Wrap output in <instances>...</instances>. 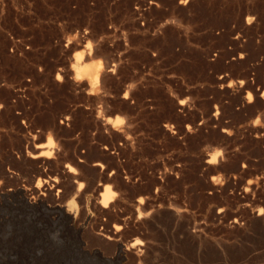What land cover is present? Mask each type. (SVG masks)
Returning <instances> with one entry per match:
<instances>
[{
  "label": "rangeland",
  "instance_id": "rangeland-1",
  "mask_svg": "<svg viewBox=\"0 0 264 264\" xmlns=\"http://www.w3.org/2000/svg\"><path fill=\"white\" fill-rule=\"evenodd\" d=\"M0 264H264V0H0Z\"/></svg>",
  "mask_w": 264,
  "mask_h": 264
},
{
  "label": "bare ground",
  "instance_id": "bare-ground-1",
  "mask_svg": "<svg viewBox=\"0 0 264 264\" xmlns=\"http://www.w3.org/2000/svg\"><path fill=\"white\" fill-rule=\"evenodd\" d=\"M83 52L84 51L78 50L73 55V62L71 65V71H72V77H73L72 79H74L75 81H84V80L87 81L88 82L87 85L90 88L89 90L92 91L97 86V83L100 79L99 77H100V73H101V68L103 67L102 63H101L102 61L100 60L101 61L100 62L99 60L91 59L90 58L91 54H89V53H87L88 54L87 57H84ZM90 53H91V49H90ZM106 119H107V123H111L114 121V119L112 120L110 117H109V119L108 118H106ZM49 140H51V139H48L46 141L45 145H40V146L38 145L36 147V149H39V150L42 149V150L39 152H36L35 155L32 156L33 158H49L50 157L52 141H51V143H49ZM212 158H211V162H213ZM68 171L72 172L73 169L70 167L68 169ZM74 172H75V170H74ZM111 192L112 191H110L109 187H105L104 191L101 194V203L100 204L102 205V207L105 208L107 206V204L109 202H111L110 201V198H112Z\"/></svg>",
  "mask_w": 264,
  "mask_h": 264
},
{
  "label": "water",
  "instance_id": "water-1",
  "mask_svg": "<svg viewBox=\"0 0 264 264\" xmlns=\"http://www.w3.org/2000/svg\"><path fill=\"white\" fill-rule=\"evenodd\" d=\"M71 228V227H70ZM72 229V228H71ZM75 233H79V230H74ZM122 252V246H119V251L118 254L119 256L117 257L118 262H120L122 260V258L120 257V253Z\"/></svg>",
  "mask_w": 264,
  "mask_h": 264
},
{
  "label": "built area",
  "instance_id": "built-area-1",
  "mask_svg": "<svg viewBox=\"0 0 264 264\" xmlns=\"http://www.w3.org/2000/svg\"><path fill=\"white\" fill-rule=\"evenodd\" d=\"M150 4H152V2H149ZM136 10H138V8H136ZM143 26V24H142ZM88 32L87 31H83V33L81 34V38H84L85 36H87Z\"/></svg>",
  "mask_w": 264,
  "mask_h": 264
},
{
  "label": "clouds",
  "instance_id": "clouds-1",
  "mask_svg": "<svg viewBox=\"0 0 264 264\" xmlns=\"http://www.w3.org/2000/svg\"><path fill=\"white\" fill-rule=\"evenodd\" d=\"M49 143H51V140H49Z\"/></svg>",
  "mask_w": 264,
  "mask_h": 264
}]
</instances>
